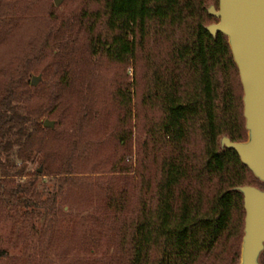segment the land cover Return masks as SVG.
Masks as SVG:
<instances>
[{
  "label": "trees",
  "instance_id": "trees-1",
  "mask_svg": "<svg viewBox=\"0 0 264 264\" xmlns=\"http://www.w3.org/2000/svg\"><path fill=\"white\" fill-rule=\"evenodd\" d=\"M212 1L104 2L107 35L94 39L91 48L96 55L106 49L111 60L120 63L141 57L150 72L144 104L159 114L150 129L146 156L153 160L156 175H148L149 170L145 176L141 174L146 182L138 205H131L126 187L111 190L105 199L106 207L119 219L114 231L119 239V264L239 261L246 213L244 196L236 188L251 185L264 190V184L241 163L236 151L220 146L222 137L244 142L248 132L243 87L228 39L223 34L214 37L205 29L217 20L208 12ZM10 8L9 1L0 0V29L13 22L8 16ZM7 36L0 33V45ZM121 98L127 105L130 99L125 94ZM19 99L20 92L12 83L0 96V216L11 217L15 212L26 223L46 221L40 234L44 245L57 224L60 196L45 205L34 202L30 186H14L10 181L17 176L11 170L22 175L35 153L44 155L50 169L51 158L56 157L52 154L58 152L53 143L61 149L59 153L70 152L68 160L77 151L84 125H90L88 119L101 122L102 116L95 108L98 100L81 93L76 110L83 118L74 137L58 144L60 135L41 127L42 109L23 114ZM120 140L124 148L128 139L123 136ZM101 145L89 142L83 148L92 152ZM15 155L22 162L20 169L12 166ZM123 156L124 162L127 156ZM61 172V183L76 188L70 161ZM32 229H37L35 222Z\"/></svg>",
  "mask_w": 264,
  "mask_h": 264
},
{
  "label": "rangeland",
  "instance_id": "rangeland-1",
  "mask_svg": "<svg viewBox=\"0 0 264 264\" xmlns=\"http://www.w3.org/2000/svg\"><path fill=\"white\" fill-rule=\"evenodd\" d=\"M5 1L11 3L8 16L13 22L0 29L8 35L0 45V96L12 83L20 92V111L42 109L41 127L47 129L45 121H53L55 126L49 129L60 135L58 144L74 137L83 118L76 110L81 93L98 100L95 108L102 118L101 122L88 119L91 126L84 125L77 151L68 160L70 152L59 153L61 149L53 143L58 152L52 154L56 157L51 158L50 169L44 155L35 153L22 175L11 170L17 176L10 181L14 186H30L34 202L45 205L60 196L58 220L42 245L40 234L46 221L26 223L15 212L11 217L0 216V264H119V239L114 234L119 219L106 207L105 199L111 190L126 187L131 205H138L146 182L141 174L149 170L148 175H156L153 160L146 159L150 129L159 116L144 104L150 84L147 64L139 56L124 63L113 61L106 49L94 54L93 40L107 35L105 0H63L58 7L55 0ZM211 5L218 9L219 0ZM34 77H41L37 86L31 84ZM122 94L130 99L127 105ZM123 136L128 139L124 148ZM89 142L102 145L90 152L83 148ZM123 155L127 156L124 162ZM12 158V166L22 168L17 156ZM69 161L76 188L61 183V169Z\"/></svg>",
  "mask_w": 264,
  "mask_h": 264
},
{
  "label": "water",
  "instance_id": "water-1",
  "mask_svg": "<svg viewBox=\"0 0 264 264\" xmlns=\"http://www.w3.org/2000/svg\"><path fill=\"white\" fill-rule=\"evenodd\" d=\"M63 0H55L58 7ZM218 22L205 29L214 37L228 39L243 87V112L247 140L234 142L224 136L220 146L234 150L241 163L264 184V0H219L208 9ZM41 77L31 84L38 85ZM55 123L46 120L44 127ZM244 196L246 213L241 254L237 264H262L264 254V190L256 186L236 188Z\"/></svg>",
  "mask_w": 264,
  "mask_h": 264
}]
</instances>
